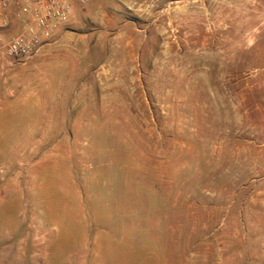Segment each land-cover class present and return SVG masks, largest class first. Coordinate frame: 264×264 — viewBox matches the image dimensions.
I'll list each match as a JSON object with an SVG mask.
<instances>
[{
	"label": "rangeland",
	"instance_id": "rangeland-1",
	"mask_svg": "<svg viewBox=\"0 0 264 264\" xmlns=\"http://www.w3.org/2000/svg\"><path fill=\"white\" fill-rule=\"evenodd\" d=\"M0 53V264H264V0H90Z\"/></svg>",
	"mask_w": 264,
	"mask_h": 264
},
{
	"label": "built area",
	"instance_id": "built-area-1",
	"mask_svg": "<svg viewBox=\"0 0 264 264\" xmlns=\"http://www.w3.org/2000/svg\"><path fill=\"white\" fill-rule=\"evenodd\" d=\"M10 8L23 26L8 37L0 33V53L12 62H25L37 55L74 13L72 0H0V26Z\"/></svg>",
	"mask_w": 264,
	"mask_h": 264
},
{
	"label": "crops",
	"instance_id": "crops-1",
	"mask_svg": "<svg viewBox=\"0 0 264 264\" xmlns=\"http://www.w3.org/2000/svg\"><path fill=\"white\" fill-rule=\"evenodd\" d=\"M74 6V13L72 17L77 16L81 12V7L84 4L88 3V1L83 0H72ZM8 17L0 26V33L4 34L6 37L18 33L23 29L21 22L15 18L13 8H10L7 11Z\"/></svg>",
	"mask_w": 264,
	"mask_h": 264
}]
</instances>
